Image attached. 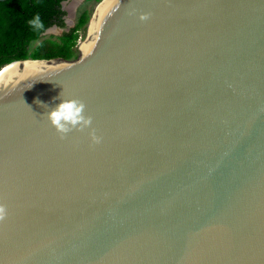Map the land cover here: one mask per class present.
I'll return each instance as SVG.
<instances>
[{"label":"water","instance_id":"95a60500","mask_svg":"<svg viewBox=\"0 0 264 264\" xmlns=\"http://www.w3.org/2000/svg\"><path fill=\"white\" fill-rule=\"evenodd\" d=\"M93 41L0 83V264H264V0H119Z\"/></svg>","mask_w":264,"mask_h":264},{"label":"trees","instance_id":"16d2710c","mask_svg":"<svg viewBox=\"0 0 264 264\" xmlns=\"http://www.w3.org/2000/svg\"><path fill=\"white\" fill-rule=\"evenodd\" d=\"M64 1L66 0H0V69L17 60H67L73 56L78 30L85 24L87 16L83 13L75 26L64 30ZM37 14L43 23V28L39 30L28 23ZM52 26L62 29V33L55 38L50 36L30 51V44Z\"/></svg>","mask_w":264,"mask_h":264},{"label":"clouds","instance_id":"9594fccd","mask_svg":"<svg viewBox=\"0 0 264 264\" xmlns=\"http://www.w3.org/2000/svg\"><path fill=\"white\" fill-rule=\"evenodd\" d=\"M28 23L36 30L43 28V23L38 14L28 21ZM57 99L60 102L46 113V118L50 126L58 133L63 135L73 129H82L90 126L91 118L84 115L85 106L81 101L76 99H60V97ZM3 212L4 209L0 208V215Z\"/></svg>","mask_w":264,"mask_h":264},{"label":"bare ground","instance_id":"6f19581e","mask_svg":"<svg viewBox=\"0 0 264 264\" xmlns=\"http://www.w3.org/2000/svg\"><path fill=\"white\" fill-rule=\"evenodd\" d=\"M78 1L79 0H71L70 3L64 7L70 19H72L74 16V8L76 6V3H78ZM118 2L119 0H105L102 4H98V6L95 7L96 8L95 15L91 19V22L88 26V37L80 45V52H81L82 57L86 56L92 50V47L94 46V42H95L93 41V39L97 38V36L99 35L101 31L103 23L105 22L108 15L116 7ZM73 6L74 8L72 10ZM92 34L94 35L93 39L91 38ZM37 65L38 64L31 63V62H24V63L13 62L7 65L0 71V83L4 81L2 87H4L5 85H7L8 83L12 81L13 75H10L11 73H14L15 71L18 72V70H20L22 67H26L28 70L37 69Z\"/></svg>","mask_w":264,"mask_h":264},{"label":"rangeland","instance_id":"374dc122","mask_svg":"<svg viewBox=\"0 0 264 264\" xmlns=\"http://www.w3.org/2000/svg\"><path fill=\"white\" fill-rule=\"evenodd\" d=\"M71 0H69L67 2V5L70 3ZM99 1H94V0H79L78 3H76V6L74 8V6L72 7V10L74 8V16L72 19H70L69 15L66 13L65 15V20L66 22L71 25L70 27H73L77 24L79 17L83 14L86 13L87 16V20L85 22V24H83L79 30H78V40L76 43V46L73 48L74 50V54L71 58L67 59V60H75L76 58H78L79 56V50H80V45L83 41H85L88 37V26L90 24V20L92 18L93 12L95 7H97ZM68 7V6H67ZM71 21H70V20ZM71 23V24H70ZM69 27V26H68ZM66 30V29H65ZM68 30V29H67ZM62 29H57V30H52L48 33H45L44 35H42L38 40L32 42L29 46V50H33L34 48H36V46L41 43L43 40L50 38V36L52 37H56L59 36L62 33ZM30 59V58H29ZM33 60V59H32Z\"/></svg>","mask_w":264,"mask_h":264},{"label":"flooded vegetation","instance_id":"af4514ba","mask_svg":"<svg viewBox=\"0 0 264 264\" xmlns=\"http://www.w3.org/2000/svg\"><path fill=\"white\" fill-rule=\"evenodd\" d=\"M64 11L67 13L66 10H64ZM64 20H65V18H64ZM65 25H66V27H65L66 30H67L68 28H70V27H68L69 25L67 24L66 20H65ZM65 29H64V30H65Z\"/></svg>","mask_w":264,"mask_h":264}]
</instances>
